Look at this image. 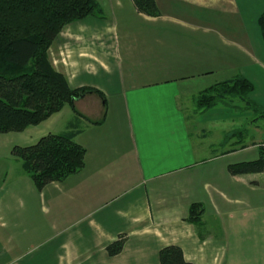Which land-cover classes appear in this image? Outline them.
<instances>
[{
  "label": "crops",
  "instance_id": "0c3cea01",
  "mask_svg": "<svg viewBox=\"0 0 264 264\" xmlns=\"http://www.w3.org/2000/svg\"><path fill=\"white\" fill-rule=\"evenodd\" d=\"M95 1L105 17L65 26L49 51L72 88L104 97L75 101L83 117L61 132H78L85 166L41 191L6 173L0 264H160L169 246L191 264H261L255 210L264 174L233 176L232 164H215L250 145L234 143L219 157L213 144L201 157L190 130L234 123L232 106L204 111L197 98L239 76L253 83L262 71L264 0H156V17L133 0ZM216 76L225 79L210 83ZM195 203L204 208L200 227L188 219ZM120 238L123 251L110 256L106 247Z\"/></svg>",
  "mask_w": 264,
  "mask_h": 264
},
{
  "label": "trees",
  "instance_id": "16d2710c",
  "mask_svg": "<svg viewBox=\"0 0 264 264\" xmlns=\"http://www.w3.org/2000/svg\"><path fill=\"white\" fill-rule=\"evenodd\" d=\"M141 14L160 15L156 0H133ZM88 17L104 18V12L95 0H0V135L22 133L36 127L66 106L88 93L103 94L93 88L70 86L67 77L57 71L49 51L65 26ZM264 41V12L258 20ZM255 85L244 77L218 83L205 90L198 98L201 110L216 106H233L234 99L245 102L255 92ZM248 110L250 102L247 101ZM78 132L48 134L35 145L15 147L13 155L41 191L52 183H62L85 166L86 149L75 141ZM260 156L249 162L228 167L233 176L264 174V146ZM204 208L192 204L189 220L202 225ZM125 239L109 244L110 256L119 255ZM160 264H191L183 251L169 246L160 252Z\"/></svg>",
  "mask_w": 264,
  "mask_h": 264
},
{
  "label": "rangeland",
  "instance_id": "374dc122",
  "mask_svg": "<svg viewBox=\"0 0 264 264\" xmlns=\"http://www.w3.org/2000/svg\"><path fill=\"white\" fill-rule=\"evenodd\" d=\"M106 3V2H105ZM101 7V6H100ZM217 14V13H216ZM207 15V14H206ZM208 16V15H207ZM216 20H219L216 17ZM264 69V65H261ZM260 72H253L255 75L253 83L256 85L254 94L250 95V99H246L245 102L241 99H234V105L232 109L234 110V123L227 125H217L206 124L201 127H192L191 132L193 135L194 141L201 142L202 151L199 153L201 157H204L209 150L207 148L210 145L217 144L215 149L219 153L227 151L233 147V144H237V148L242 147V145H250L248 151L235 154L231 157H220L215 164L222 166L223 164H237L241 162L254 161L259 158L260 150L259 146H264V70ZM216 79L211 80L210 83L222 82L225 78H220L219 76L215 77ZM247 101H249L250 109L247 108ZM244 107V109H242ZM242 111H241V109ZM76 110V109H75ZM194 115V113L189 112ZM75 112L70 106H66L64 110L59 114L54 116L48 123L43 124L39 127H30L27 131L22 133H8L0 135V185L2 180L5 177L6 173L11 180H16L25 176L26 183L32 184L30 176L25 173L22 169L21 161L13 155V149L15 147H28L35 145L42 137L47 136L48 134H58L66 130L70 122L75 121ZM102 117L95 116L93 121H98ZM85 125V124H82ZM112 128V126H109ZM202 129L205 130V136L202 132ZM231 131L236 135L234 139L230 138L223 141L225 133H231ZM111 132L109 131V136ZM200 134V135H199ZM199 135V136H198ZM243 136V140L240 139V136ZM230 137V136H228ZM221 142H224V145H220ZM256 145V146H255ZM199 159V158H198ZM203 164V162L201 163ZM264 178V177H263ZM13 182H11L12 184ZM25 183V182H24ZM23 183V184H24ZM261 207L256 208L255 215L261 217V241L256 242L257 247L261 249L259 254V260L261 264H264V179L261 180ZM257 197H253V201L257 200ZM261 256V258H260Z\"/></svg>",
  "mask_w": 264,
  "mask_h": 264
}]
</instances>
